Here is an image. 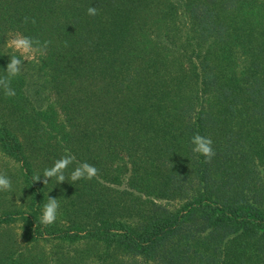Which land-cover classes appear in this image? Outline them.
I'll list each match as a JSON object with an SVG mask.
<instances>
[{
  "label": "trees",
  "instance_id": "16d2710c",
  "mask_svg": "<svg viewBox=\"0 0 264 264\" xmlns=\"http://www.w3.org/2000/svg\"><path fill=\"white\" fill-rule=\"evenodd\" d=\"M15 32L47 48L0 86V264H264V0H0V78Z\"/></svg>",
  "mask_w": 264,
  "mask_h": 264
},
{
  "label": "clouds",
  "instance_id": "9594fccd",
  "mask_svg": "<svg viewBox=\"0 0 264 264\" xmlns=\"http://www.w3.org/2000/svg\"><path fill=\"white\" fill-rule=\"evenodd\" d=\"M87 14L89 16H95L97 15V9L95 7H89L87 9ZM11 35L12 38L7 41L6 46L12 50L13 55L9 58L10 62L5 71L6 76L0 78V86L3 87L7 96H15V90L11 87V79L21 73L24 67V62L29 59L34 60L37 56H42L47 48V44L42 45L40 41L34 40L20 32H15ZM191 143L193 145L192 151L194 153L203 155L206 158H210L214 155L212 141L210 139L197 134L191 138ZM74 159L75 157L72 155H65L55 161L52 167L44 169L42 176H35L33 178L34 181H40L41 178H43L44 183H46L54 177L59 184L64 182V172L68 166L73 163ZM96 172L97 169L93 165L85 162L71 172V180L77 181L80 179H91L96 175ZM11 187V179L0 174V192L10 191ZM58 209L59 204L57 199L48 197V202L42 209V222L44 224L54 223L57 219Z\"/></svg>",
  "mask_w": 264,
  "mask_h": 264
},
{
  "label": "rangeland",
  "instance_id": "374dc122",
  "mask_svg": "<svg viewBox=\"0 0 264 264\" xmlns=\"http://www.w3.org/2000/svg\"><path fill=\"white\" fill-rule=\"evenodd\" d=\"M11 38H12V35L9 34V35L6 37V40L8 41V40L11 39ZM7 41H6V44H7ZM3 49H4V53H5L6 56H8L9 58L13 55L12 50L9 49L6 45H5V47H4ZM32 60H33V59H29V60L25 61L24 64L27 63V62H29V61H32ZM10 167H11V166H10ZM13 168H14V167H11L10 169H7V167H5V165H3V164L0 165V170H2V173H3V174L6 172V173H11V174H13V175H14V173H15V175H17V171H16V169H13ZM12 199H15L14 202H16L17 204H19L20 200H19L18 196H13ZM163 204H165V205H169L168 208L173 210V209H175V208L178 207L179 202H178V201H177V202H172V203L163 202ZM10 226H12V227H10ZM10 226H9V228H6V226H4V227H5L6 231H9V230L12 231L11 233H9V234H11L12 237H13V235H15V233H18V234H19L21 223H15L14 226H13V225H10ZM5 229H4V232L1 231L0 234H7V233H5Z\"/></svg>",
  "mask_w": 264,
  "mask_h": 264
}]
</instances>
